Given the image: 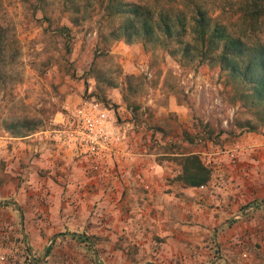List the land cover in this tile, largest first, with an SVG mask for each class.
Returning <instances> with one entry per match:
<instances>
[{"label":"rangeland","instance_id":"1","mask_svg":"<svg viewBox=\"0 0 264 264\" xmlns=\"http://www.w3.org/2000/svg\"><path fill=\"white\" fill-rule=\"evenodd\" d=\"M199 1L238 19L241 0ZM73 4L0 0V264H264V126H244L254 117L218 65L175 44L101 43L113 23L96 0ZM82 108L108 113L118 161L53 138ZM191 154L204 186L177 178Z\"/></svg>","mask_w":264,"mask_h":264},{"label":"trees","instance_id":"2","mask_svg":"<svg viewBox=\"0 0 264 264\" xmlns=\"http://www.w3.org/2000/svg\"><path fill=\"white\" fill-rule=\"evenodd\" d=\"M63 1L71 13L77 12L75 0ZM96 1L102 18L113 23L108 34L99 33L101 43L111 35L114 40L140 42L145 47L158 43L166 50L175 44L185 60L218 65L237 100L254 117L244 126L250 131L264 126V0H241L235 10L238 19L231 23L213 18L199 0ZM7 45L6 32L0 27V81L7 65ZM18 123L10 120L6 126L29 129ZM180 166L177 178L185 186L200 187L210 181L211 172L198 155L182 156Z\"/></svg>","mask_w":264,"mask_h":264},{"label":"built area","instance_id":"3","mask_svg":"<svg viewBox=\"0 0 264 264\" xmlns=\"http://www.w3.org/2000/svg\"><path fill=\"white\" fill-rule=\"evenodd\" d=\"M109 115L99 108L76 109L53 120V138L70 149L91 152L99 159L118 161L121 154V137L109 122Z\"/></svg>","mask_w":264,"mask_h":264},{"label":"water","instance_id":"4","mask_svg":"<svg viewBox=\"0 0 264 264\" xmlns=\"http://www.w3.org/2000/svg\"><path fill=\"white\" fill-rule=\"evenodd\" d=\"M214 233H216V230H214Z\"/></svg>","mask_w":264,"mask_h":264}]
</instances>
